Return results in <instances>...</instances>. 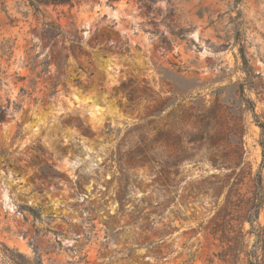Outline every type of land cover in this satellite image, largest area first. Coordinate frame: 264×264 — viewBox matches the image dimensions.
I'll return each instance as SVG.
<instances>
[{
	"label": "rangeland",
	"instance_id": "rangeland-1",
	"mask_svg": "<svg viewBox=\"0 0 264 264\" xmlns=\"http://www.w3.org/2000/svg\"><path fill=\"white\" fill-rule=\"evenodd\" d=\"M41 9L36 18L23 0H0V264H222L213 256L222 243L203 228L210 197L190 192L217 169L186 163L163 198L165 175L158 179L150 163L125 168L119 158L147 126L141 113L155 101L143 88L206 109L216 98L231 108L243 84L257 117L245 115L240 146L264 175L255 121L264 123V0ZM124 84L137 88V106Z\"/></svg>",
	"mask_w": 264,
	"mask_h": 264
},
{
	"label": "trees",
	"instance_id": "trees-1",
	"mask_svg": "<svg viewBox=\"0 0 264 264\" xmlns=\"http://www.w3.org/2000/svg\"><path fill=\"white\" fill-rule=\"evenodd\" d=\"M23 1L33 9L36 18L39 15L43 18L41 6L73 7L84 0ZM43 24L50 28L53 37L61 35L58 27L44 21ZM122 89L131 103L140 97L136 87L127 89L124 84ZM146 89L143 88L146 101L155 102L146 105L141 113L147 126L139 128L144 132L140 133L134 148L128 150L125 157L120 156L122 166L133 168L150 163L156 169L158 179L165 175L164 180H158L157 190L167 198L172 187L184 178L182 171L186 163L208 161L217 171L202 175L192 184L190 192L208 195L212 202L208 208L212 214L206 225L201 223V226L222 243V250L213 256H217L222 264H264V224L258 222L259 212L264 207V175L261 166L252 171L240 146L245 115L257 117L254 102L245 94L244 85L239 86L238 99L231 108L222 105L218 98L206 109L196 108L177 102L174 95L147 93ZM255 121L264 134V123ZM76 122L88 132L81 121ZM236 136L239 138L236 148L226 149L225 144ZM43 176L58 180L51 175ZM28 209L34 217H40L36 208ZM245 222L250 225L248 230H244ZM247 235L253 236L251 243L246 240Z\"/></svg>",
	"mask_w": 264,
	"mask_h": 264
}]
</instances>
